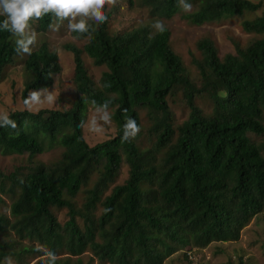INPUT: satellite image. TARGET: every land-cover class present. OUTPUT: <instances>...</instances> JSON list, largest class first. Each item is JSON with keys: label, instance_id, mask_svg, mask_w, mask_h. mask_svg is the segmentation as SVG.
<instances>
[{"label": "trees", "instance_id": "obj_1", "mask_svg": "<svg viewBox=\"0 0 264 264\" xmlns=\"http://www.w3.org/2000/svg\"><path fill=\"white\" fill-rule=\"evenodd\" d=\"M139 4L152 16L165 18L194 6L182 15L194 25L262 10L244 19L242 26L264 34V0ZM8 9L9 17L0 12V79L25 49L17 39L19 31L34 20L40 31H47L61 19L56 0L32 5L12 0ZM108 18L103 12L98 20L81 19L72 27L74 36L88 38L83 48L64 44L75 63L77 97L70 108H24L0 118L4 154L32 157L63 148L58 160L7 176L14 194L13 220L0 215V231L7 223L19 239L34 244L12 251L0 240V259L10 254L19 262L28 253L40 257L48 252L35 264H84L81 258L72 261V256L90 251L101 264H164L188 247L238 240L253 217L264 212V139L255 138L264 135V37L246 47L235 42L236 53L223 58L211 38L197 41L202 54L193 59L200 73L197 82L173 50L168 28L140 25L110 33ZM84 52L96 66L108 68L100 86L86 69ZM25 68V103L30 91L52 86L53 75L62 69L47 42L29 52ZM178 91L190 113L174 127L168 97ZM198 97L211 100L210 114L198 106ZM89 106L114 109L113 138L89 145L83 131ZM139 107L148 110L155 137L145 149L132 136L141 125ZM123 160L129 166L128 178L105 195ZM82 190L85 200L78 207L74 199ZM53 208L68 209L69 219L62 224Z\"/></svg>", "mask_w": 264, "mask_h": 264}, {"label": "rangeland", "instance_id": "obj_2", "mask_svg": "<svg viewBox=\"0 0 264 264\" xmlns=\"http://www.w3.org/2000/svg\"><path fill=\"white\" fill-rule=\"evenodd\" d=\"M25 1L28 5L41 3V0ZM11 3L12 0H0V12L8 17V7ZM56 6L61 19L55 21L47 31H40L38 22L34 20L17 34V39L22 42L25 49L18 56L15 65H8L3 70L0 79V118L13 110L24 108L33 111L40 108L64 110L72 106L77 97L74 83L75 63L73 53L65 49L64 44L72 43L83 48L84 44L88 42V38L79 39L74 36L72 27L81 19L98 20L103 12L109 14L108 30L110 33L128 31L140 25H150L154 30H158L160 27L168 28L171 32L170 43L173 50L181 56L189 76L197 82H200V73L193 59L202 57L197 48V41L204 37L211 38L223 58L227 53H236L235 42L246 47L253 40L264 37V34L248 32L242 26L244 19H253L261 15L262 10L247 13L244 16L194 25L182 16L183 13L192 11L194 6H184L180 13L171 18L152 16L149 8L141 6L139 0H56ZM42 42H47L50 49L57 52L62 69L61 72L53 75L52 86L30 91L28 94L29 101L25 103L22 99V91L25 81L29 78V73L25 68V60L29 52L37 49ZM83 59L88 73L95 80L97 86H100L103 73L108 68L105 65L96 66L86 52L83 53ZM196 102L205 114L212 112L213 103L208 98L198 97ZM168 103L172 113L173 125L177 127L188 118L190 108L181 91L170 95ZM138 110L141 125L132 131V136L137 145L145 149L151 147L155 137L150 131L152 121L148 116V110L144 107H139ZM113 112V108L88 107L83 131L89 145H95L116 135L117 125L113 119ZM255 138L261 141L264 139V135ZM62 152V147H55L32 157L28 153L4 154L0 152V215L13 220L11 204L14 200V194L11 189L10 178L7 176L16 170H19L20 173H26L39 163L54 162L59 159ZM128 176L129 166L123 160L116 180L110 185L105 195L109 194L115 185L122 184ZM96 177L97 174L93 175L89 186ZM84 200L85 192L82 190L74 201L78 207H81ZM101 210L102 206L99 205L97 214H100ZM53 211L62 224L69 219L68 209L53 208ZM78 221L81 225L83 224L81 217H78ZM3 226L4 229L0 231V240L7 241L10 250L14 251L23 245L33 243L29 238L19 239L9 224L5 223ZM36 255L28 253L18 262L13 255L9 254L0 259V264H35L38 259L50 254L44 252L43 256ZM65 256L67 254L60 255V257ZM77 258H81L84 264L90 262L101 264L96 258H93L90 251L72 256V261ZM164 264H264V212L253 217L249 224L242 229L238 240L214 241L204 248L188 247L171 255Z\"/></svg>", "mask_w": 264, "mask_h": 264}]
</instances>
